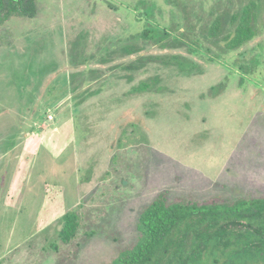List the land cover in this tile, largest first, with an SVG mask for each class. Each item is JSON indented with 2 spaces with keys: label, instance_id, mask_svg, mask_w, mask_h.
<instances>
[{
  "label": "rangeland",
  "instance_id": "1",
  "mask_svg": "<svg viewBox=\"0 0 264 264\" xmlns=\"http://www.w3.org/2000/svg\"><path fill=\"white\" fill-rule=\"evenodd\" d=\"M247 6L256 37L227 51L219 40ZM37 8L0 28V264H112L160 195L264 198V0ZM239 243L210 242L189 264H264L233 257Z\"/></svg>",
  "mask_w": 264,
  "mask_h": 264
},
{
  "label": "trees",
  "instance_id": "2",
  "mask_svg": "<svg viewBox=\"0 0 264 264\" xmlns=\"http://www.w3.org/2000/svg\"><path fill=\"white\" fill-rule=\"evenodd\" d=\"M37 13V0H0V28L13 17L31 20L36 18ZM230 23L233 29L219 40L225 50H238L256 37L251 7L247 6L240 15L234 14ZM140 37L143 40L153 39L147 30ZM133 68L127 67L129 70ZM147 89V84H141L133 91L136 93ZM63 222L60 236L63 243H68L74 229L73 215H65ZM239 230L245 231L246 239L243 233H238ZM137 232L135 246L121 254L112 264L195 263L202 258L210 242H215V248L221 253L240 242V250L234 252L233 257L255 251L260 252L264 259V198L229 203H168L165 195H160L141 212ZM251 237L254 238L251 240ZM251 257H254L253 254ZM216 260H213L214 264L219 263Z\"/></svg>",
  "mask_w": 264,
  "mask_h": 264
},
{
  "label": "water",
  "instance_id": "3",
  "mask_svg": "<svg viewBox=\"0 0 264 264\" xmlns=\"http://www.w3.org/2000/svg\"><path fill=\"white\" fill-rule=\"evenodd\" d=\"M106 5H108V6H110V7H113L110 3H106ZM141 17V13L139 12L138 14H137V18H140Z\"/></svg>",
  "mask_w": 264,
  "mask_h": 264
}]
</instances>
